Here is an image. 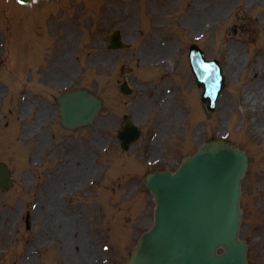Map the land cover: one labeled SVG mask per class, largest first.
I'll use <instances>...</instances> for the list:
<instances>
[{"label":"rangeland","instance_id":"1","mask_svg":"<svg viewBox=\"0 0 264 264\" xmlns=\"http://www.w3.org/2000/svg\"><path fill=\"white\" fill-rule=\"evenodd\" d=\"M192 1L0 0V159L15 180L0 192V264H123L154 220L146 172L175 170L214 136L249 153L242 235L250 263L264 264V0H200L190 11ZM116 29L130 48H108ZM194 42L224 66L215 112L189 66ZM152 50L165 60L154 64ZM122 64L133 68L130 95L120 89ZM79 86L105 105L72 131L60 125L56 97ZM125 114L143 130L129 150L118 139ZM61 176L70 182L54 186Z\"/></svg>","mask_w":264,"mask_h":264},{"label":"water","instance_id":"2","mask_svg":"<svg viewBox=\"0 0 264 264\" xmlns=\"http://www.w3.org/2000/svg\"><path fill=\"white\" fill-rule=\"evenodd\" d=\"M111 40L113 47L124 45L119 33ZM191 64L204 87V101L213 110L226 84L222 69L208 61L196 45L192 47ZM123 90L129 92L130 88L125 84ZM59 102L61 123L72 129L91 122L103 104L87 88L65 92ZM119 136L128 148L139 138L140 130L127 118ZM247 166L245 150L215 138L196 155L185 157L175 173L150 172L146 187L156 198V222L127 264H248L247 242L240 239L241 179ZM11 176L7 165L0 162L2 190L13 184ZM219 247L224 248L221 254Z\"/></svg>","mask_w":264,"mask_h":264},{"label":"bare ground","instance_id":"3","mask_svg":"<svg viewBox=\"0 0 264 264\" xmlns=\"http://www.w3.org/2000/svg\"><path fill=\"white\" fill-rule=\"evenodd\" d=\"M201 7V3H200V0H193L192 1V3L190 4V7H189V10L190 11H194L195 9H199ZM111 12H112V10H111ZM118 12H119V16L120 17H123L124 18V20H123V22H125V23H127L128 22V20H129V17L127 16V13H125V14H123V16H121L120 14H121V9L119 8L118 9ZM220 16V9H218V10H214V11H212L211 13H209L208 15H207V19H217L218 17ZM200 20V21H199ZM202 19L200 18V19H197V20H194V22L192 23V28L193 29H197V27H199V24H202ZM156 50H158V48L156 49ZM165 51V50H164ZM162 52H155L154 50H152V51H148V54H147V56L153 61V62H162V61H164L163 60V58H164V56L163 57H159V55L161 54ZM253 93V94H252ZM252 93H249V95H247V96H245V97H243V98H241L242 99V101L243 102H245L246 104H248V103H251V101L254 99V100H256V97L258 96V94H259V92L257 91V92H252ZM262 120V122L264 121V117L261 119ZM68 182H70V181H68V180H66L65 178H63L62 176L60 177V178H57V179H55L54 180V182H53V185L54 186H61V185H63V184H68ZM69 226H68V224L66 223L65 224V226H64V228L65 229H67ZM66 252H67V249H66ZM67 254V253H66ZM66 256H68V255H66ZM23 264H33V259L31 258V257H28V258H26V260L24 261V263ZM65 264H71V259H67L66 260V263Z\"/></svg>","mask_w":264,"mask_h":264},{"label":"snow or ice","instance_id":"4","mask_svg":"<svg viewBox=\"0 0 264 264\" xmlns=\"http://www.w3.org/2000/svg\"><path fill=\"white\" fill-rule=\"evenodd\" d=\"M21 2L23 3V2H24V0H21Z\"/></svg>","mask_w":264,"mask_h":264}]
</instances>
